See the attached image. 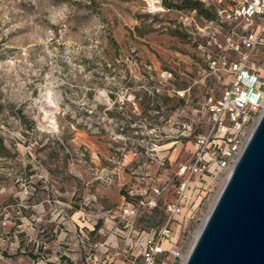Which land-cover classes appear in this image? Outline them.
I'll return each mask as SVG.
<instances>
[{
    "label": "rangeland",
    "instance_id": "374dc122",
    "mask_svg": "<svg viewBox=\"0 0 264 264\" xmlns=\"http://www.w3.org/2000/svg\"><path fill=\"white\" fill-rule=\"evenodd\" d=\"M214 11L198 0H0V264H122L131 225L161 227L152 177L178 184L206 132L205 102L229 81L206 70L213 48L195 30ZM203 186L164 247L201 230L222 181ZM174 196L171 186L165 201Z\"/></svg>",
    "mask_w": 264,
    "mask_h": 264
},
{
    "label": "built area",
    "instance_id": "2783aa9c",
    "mask_svg": "<svg viewBox=\"0 0 264 264\" xmlns=\"http://www.w3.org/2000/svg\"><path fill=\"white\" fill-rule=\"evenodd\" d=\"M198 1L204 9L215 8L213 19L204 21L200 27L194 24L197 36L206 37L207 49L213 48L211 56H207L206 70L216 76L226 75L229 81L217 99L210 96L205 102L206 132L193 136V154L175 169L173 178L178 184L173 186L169 179L151 176L153 183L161 181L149 187L151 208H157L155 198H166L171 186L175 196L164 204L165 222L158 230L137 232L131 225V230L141 240L140 250L135 254L131 247L127 252L123 250L126 264L185 263L199 231L190 236L191 240L188 236L179 247L167 248L163 243L171 238L173 225L182 223L178 217L183 216V206L192 204L193 190L198 193L208 179L221 180L223 188L264 112V0ZM225 4L228 7L225 8ZM190 19L180 16L179 23L183 27L190 26ZM219 36L224 38L223 43L218 42ZM175 94L182 99L186 92L176 91ZM216 200L209 205L201 227ZM139 205L143 202L131 206V211L123 209L124 216L136 215L141 209ZM123 206L122 202L120 208Z\"/></svg>",
    "mask_w": 264,
    "mask_h": 264
},
{
    "label": "water",
    "instance_id": "95a60500",
    "mask_svg": "<svg viewBox=\"0 0 264 264\" xmlns=\"http://www.w3.org/2000/svg\"><path fill=\"white\" fill-rule=\"evenodd\" d=\"M184 264H264V112Z\"/></svg>",
    "mask_w": 264,
    "mask_h": 264
},
{
    "label": "crops",
    "instance_id": "0c3cea01",
    "mask_svg": "<svg viewBox=\"0 0 264 264\" xmlns=\"http://www.w3.org/2000/svg\"><path fill=\"white\" fill-rule=\"evenodd\" d=\"M168 196V195H167ZM166 198H164L162 200V205L164 206V204L166 203V201H164ZM168 202V201H167ZM164 210V209H163ZM164 213V212H163ZM178 220H179V217H178ZM133 239V240H132ZM140 238L136 237V236H131V235H127L125 237V244H128V250L129 248L131 247V249H133V251L131 250V252H134V254L136 252H138L140 250L139 248V244H140ZM122 264H126L125 262L122 263Z\"/></svg>",
    "mask_w": 264,
    "mask_h": 264
},
{
    "label": "trees",
    "instance_id": "16d2710c",
    "mask_svg": "<svg viewBox=\"0 0 264 264\" xmlns=\"http://www.w3.org/2000/svg\"><path fill=\"white\" fill-rule=\"evenodd\" d=\"M201 4V3H200ZM202 6V5H201ZM203 7V6H202ZM4 150L5 148H4V145H3V141L0 139V150ZM97 228H98V226H97ZM25 254V253H24ZM26 256H28L29 258H31V259H34L35 257H36V255L35 254H33V252H28V253H26L25 254Z\"/></svg>",
    "mask_w": 264,
    "mask_h": 264
},
{
    "label": "bare ground",
    "instance_id": "6f19581e",
    "mask_svg": "<svg viewBox=\"0 0 264 264\" xmlns=\"http://www.w3.org/2000/svg\"><path fill=\"white\" fill-rule=\"evenodd\" d=\"M55 107H56V106H55ZM45 112H46V110H45ZM47 114H48V113H47ZM47 114H46V115H47ZM199 232H200V231H199ZM167 241H168V240H167ZM163 246H165L164 243H163Z\"/></svg>",
    "mask_w": 264,
    "mask_h": 264
}]
</instances>
